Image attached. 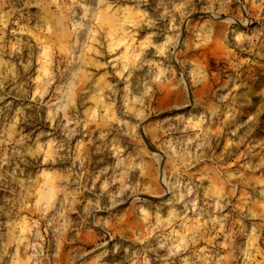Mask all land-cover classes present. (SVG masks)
<instances>
[{"label":"rangeland","instance_id":"374dc122","mask_svg":"<svg viewBox=\"0 0 264 264\" xmlns=\"http://www.w3.org/2000/svg\"><path fill=\"white\" fill-rule=\"evenodd\" d=\"M0 264H264V0H0Z\"/></svg>","mask_w":264,"mask_h":264}]
</instances>
